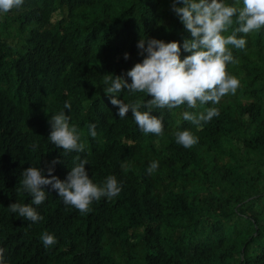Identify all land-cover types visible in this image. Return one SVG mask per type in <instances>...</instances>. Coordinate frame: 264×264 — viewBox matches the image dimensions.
<instances>
[{"label": "trees", "instance_id": "trees-1", "mask_svg": "<svg viewBox=\"0 0 264 264\" xmlns=\"http://www.w3.org/2000/svg\"><path fill=\"white\" fill-rule=\"evenodd\" d=\"M145 34L181 44L190 35L171 0H24L0 14V245L10 264H264V29L238 34L247 46L233 48L228 71L241 84L216 105L220 115L197 129L183 111L211 102L158 109L163 135L143 133L131 109L119 117L103 87L108 72L126 75L143 59ZM145 96L124 92L126 100ZM65 101L87 146L63 156L48 135L50 113ZM185 127L199 136L190 148L174 135ZM57 156L61 178L87 157L89 175L115 174L122 192L81 212L44 185L43 219L17 216L9 204L31 200L22 170L41 163L52 175ZM154 159L160 166L150 174ZM45 231L54 245H44Z\"/></svg>", "mask_w": 264, "mask_h": 264}, {"label": "clouds", "instance_id": "clouds-1", "mask_svg": "<svg viewBox=\"0 0 264 264\" xmlns=\"http://www.w3.org/2000/svg\"><path fill=\"white\" fill-rule=\"evenodd\" d=\"M23 3L24 0H0V14L19 8ZM171 6L190 33L183 43L179 39L142 35L137 47L143 59L127 69L126 75L108 72L111 74L104 77V92L110 94L112 104L118 106L119 117H126L131 109L143 133L164 134L165 114L162 111L156 114L158 109L171 110L185 104L197 109L211 102L212 106L198 112L183 111V118L197 129L219 116L220 108L216 105L225 94H235L241 84L239 77L228 71V64L237 62L233 48L247 46V37L238 34L264 29V0H171ZM182 49L187 52L183 57ZM130 55V52L124 53L125 58ZM125 90L129 94L145 93L146 96L126 100ZM113 93L115 95H111ZM71 107V101H65L63 108L49 116L51 131L48 137L56 147L64 150L63 156L73 151L83 153L87 146L84 133L66 111ZM88 131L93 137L98 135L94 122L89 124ZM174 135L177 143L188 148L199 141V136L189 127L177 128ZM60 159L57 156L49 162L47 172L52 175L45 174L41 163L22 170V190L30 194L31 200L10 203L13 213L32 222L42 220L36 205L42 204L51 192L44 185H50L66 205L75 206L81 212L90 211L93 202L102 197L114 198L122 192L123 184L115 174L102 181L89 175L87 157L77 156L78 162L70 167L65 178H61L54 174L55 164ZM159 166V160L154 159L147 172L154 173ZM40 238L46 247L58 240L54 232L48 231ZM5 252V246L0 245V264H10Z\"/></svg>", "mask_w": 264, "mask_h": 264}]
</instances>
